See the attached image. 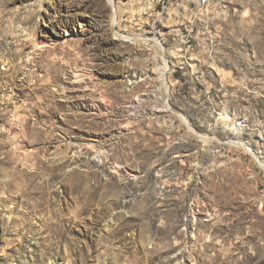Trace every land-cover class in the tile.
<instances>
[{
  "label": "rangeland",
  "instance_id": "rangeland-1",
  "mask_svg": "<svg viewBox=\"0 0 264 264\" xmlns=\"http://www.w3.org/2000/svg\"><path fill=\"white\" fill-rule=\"evenodd\" d=\"M196 1L0 0V264H264V0Z\"/></svg>",
  "mask_w": 264,
  "mask_h": 264
},
{
  "label": "bare ground",
  "instance_id": "bare-ground-1",
  "mask_svg": "<svg viewBox=\"0 0 264 264\" xmlns=\"http://www.w3.org/2000/svg\"><path fill=\"white\" fill-rule=\"evenodd\" d=\"M203 5L204 4H206V3H202ZM45 45H48V43H46V44H43V46H45ZM163 74H165V73H163ZM84 76V74H82V73H79V74H77V76L75 77V78H78L77 80H75V81H82V80H84V78L85 77H83ZM83 83V82H82ZM85 83V82H84ZM85 86V85H84ZM83 87V86H82ZM76 88V87H75ZM84 88V87H83ZM86 88V87H85ZM83 90H85V89H83ZM80 92V91H79ZM73 99H75V100H77V99H79V97H78V95L76 94L75 96L73 95ZM74 102H78V101H74ZM73 103V102H72ZM79 103V102H78Z\"/></svg>",
  "mask_w": 264,
  "mask_h": 264
},
{
  "label": "built area",
  "instance_id": "built-area-1",
  "mask_svg": "<svg viewBox=\"0 0 264 264\" xmlns=\"http://www.w3.org/2000/svg\"><path fill=\"white\" fill-rule=\"evenodd\" d=\"M197 9H199V6L202 5V3H208V0H197Z\"/></svg>",
  "mask_w": 264,
  "mask_h": 264
}]
</instances>
